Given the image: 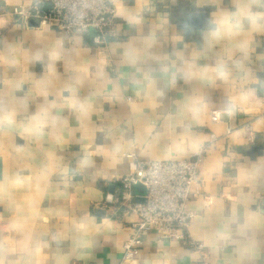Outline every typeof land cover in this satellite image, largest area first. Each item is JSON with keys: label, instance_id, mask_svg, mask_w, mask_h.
Masks as SVG:
<instances>
[{"label": "crops", "instance_id": "obj_1", "mask_svg": "<svg viewBox=\"0 0 264 264\" xmlns=\"http://www.w3.org/2000/svg\"><path fill=\"white\" fill-rule=\"evenodd\" d=\"M41 1L0 0V264H122L133 217L107 196L134 159L212 134L189 205L203 250L151 233L131 264H264V0H113L105 47L11 14Z\"/></svg>", "mask_w": 264, "mask_h": 264}, {"label": "built area", "instance_id": "obj_2", "mask_svg": "<svg viewBox=\"0 0 264 264\" xmlns=\"http://www.w3.org/2000/svg\"><path fill=\"white\" fill-rule=\"evenodd\" d=\"M11 14L26 28L50 29L69 36L94 30L96 47L107 46L117 36L118 14L113 0H42L14 6ZM212 117L215 121L221 118L219 112H214ZM216 142L217 137L212 134L197 153L183 159H134L131 170L119 179L118 193L108 195L105 201L107 205L117 204L126 216L133 217L132 234L124 244L122 264L136 261L145 237L151 233H156L158 240L180 241L195 251L203 250V245L192 240L189 234L196 216L189 205L203 195L202 165ZM139 184L145 188L144 195L135 191Z\"/></svg>", "mask_w": 264, "mask_h": 264}, {"label": "water", "instance_id": "obj_3", "mask_svg": "<svg viewBox=\"0 0 264 264\" xmlns=\"http://www.w3.org/2000/svg\"><path fill=\"white\" fill-rule=\"evenodd\" d=\"M206 18H208V10L207 9L201 10V11H198V12L194 13V15L191 17L190 21H191L192 26L195 29L199 30V29H201L203 27V21ZM31 25L34 26L35 23L32 22ZM90 33H95V31L94 30H90ZM135 191L139 195H144L145 188H144V186L139 184V185L135 186Z\"/></svg>", "mask_w": 264, "mask_h": 264}, {"label": "clouds", "instance_id": "obj_4", "mask_svg": "<svg viewBox=\"0 0 264 264\" xmlns=\"http://www.w3.org/2000/svg\"><path fill=\"white\" fill-rule=\"evenodd\" d=\"M36 131L39 133L40 132V126L37 127Z\"/></svg>", "mask_w": 264, "mask_h": 264}]
</instances>
